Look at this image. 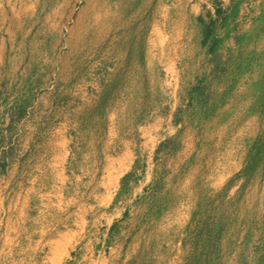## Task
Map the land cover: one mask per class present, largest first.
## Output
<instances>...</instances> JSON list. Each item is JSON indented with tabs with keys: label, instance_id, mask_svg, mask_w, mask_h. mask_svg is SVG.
I'll return each instance as SVG.
<instances>
[{
	"label": "rangeland",
	"instance_id": "obj_1",
	"mask_svg": "<svg viewBox=\"0 0 264 264\" xmlns=\"http://www.w3.org/2000/svg\"><path fill=\"white\" fill-rule=\"evenodd\" d=\"M88 6L0 0V264H264V0Z\"/></svg>",
	"mask_w": 264,
	"mask_h": 264
},
{
	"label": "bare ground",
	"instance_id": "obj_2",
	"mask_svg": "<svg viewBox=\"0 0 264 264\" xmlns=\"http://www.w3.org/2000/svg\"><path fill=\"white\" fill-rule=\"evenodd\" d=\"M81 1L82 0H75V3H80ZM89 1L90 0H84L86 8L89 5L88 6L87 15H86L87 16V22H86V24L83 23L82 26L79 25L80 32L78 34V37H77V39H76V41L74 43L73 42L72 43L69 42V46L75 47V46H77V44L82 43L84 41L85 35L89 32V30L95 29V28H97V26L100 25V21L102 20V17H101L102 15H101V13L99 11V5H100V1L101 0L90 1V4H89ZM73 12H74L73 8L70 9V11H68V15L66 17L67 18H71L72 15H73ZM9 250H11V249H9ZM59 251H61V250H60V247L58 246V243L57 244H53V245L52 244L49 245V251L45 255V258L47 259L48 264H60V258H59L60 255L59 254H63L64 252L62 250L59 253Z\"/></svg>",
	"mask_w": 264,
	"mask_h": 264
}]
</instances>
